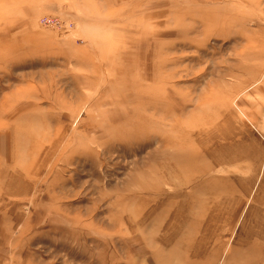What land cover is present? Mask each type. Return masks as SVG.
<instances>
[{
  "label": "rangeland",
  "instance_id": "374dc122",
  "mask_svg": "<svg viewBox=\"0 0 264 264\" xmlns=\"http://www.w3.org/2000/svg\"><path fill=\"white\" fill-rule=\"evenodd\" d=\"M0 264H264V0H0Z\"/></svg>",
  "mask_w": 264,
  "mask_h": 264
},
{
  "label": "bare ground",
  "instance_id": "6f19581e",
  "mask_svg": "<svg viewBox=\"0 0 264 264\" xmlns=\"http://www.w3.org/2000/svg\"><path fill=\"white\" fill-rule=\"evenodd\" d=\"M184 162H185V165H186L185 169L188 170L191 173L190 174V178L187 181L188 184L191 181H193L194 179L201 178L205 174V172L209 171L208 167L205 165L206 163L205 164H204V162L200 163V161H199V163H197L193 158L186 157ZM213 190L214 189H212L211 191H208V193L209 194L213 193L214 192ZM220 194H223V192H220L217 196H220ZM199 219L201 220L202 217H200Z\"/></svg>",
  "mask_w": 264,
  "mask_h": 264
},
{
  "label": "built area",
  "instance_id": "2783aa9c",
  "mask_svg": "<svg viewBox=\"0 0 264 264\" xmlns=\"http://www.w3.org/2000/svg\"><path fill=\"white\" fill-rule=\"evenodd\" d=\"M40 23L42 26L45 27H53L55 29L59 30H65V32L70 31V29L73 27V23L62 21L59 18L51 17V16H45L41 18Z\"/></svg>",
  "mask_w": 264,
  "mask_h": 264
}]
</instances>
